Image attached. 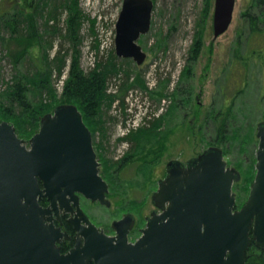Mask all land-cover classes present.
<instances>
[{
	"label": "water",
	"instance_id": "obj_1",
	"mask_svg": "<svg viewBox=\"0 0 264 264\" xmlns=\"http://www.w3.org/2000/svg\"><path fill=\"white\" fill-rule=\"evenodd\" d=\"M235 3L214 0V39L229 28ZM153 6L152 0H122L115 24L118 58L144 62L137 41L150 30ZM256 137L255 176L239 210L232 185L241 175L227 167L220 148L209 147L186 167L177 160L167 164V176L151 196L163 212H152L141 236L129 243L131 214L114 222L116 236L108 237L79 206V195L105 207L110 202L91 132L75 105H58L42 116L27 144L12 123L0 121V264H249L250 234L264 250V122ZM60 210L75 213V245L66 254L56 243L69 237L48 223Z\"/></svg>",
	"mask_w": 264,
	"mask_h": 264
},
{
	"label": "rangeland",
	"instance_id": "obj_2",
	"mask_svg": "<svg viewBox=\"0 0 264 264\" xmlns=\"http://www.w3.org/2000/svg\"><path fill=\"white\" fill-rule=\"evenodd\" d=\"M28 1H31L33 7L38 0ZM119 1L73 0L80 10L81 22L90 25L86 29L89 36H95L92 34L91 13L96 9L101 14L108 13L102 10V7L108 5L110 7L112 2L111 8H113L119 5ZM152 1L154 6L150 30L137 41L146 53V58L140 66L131 59L118 58L123 64L128 61L122 66L125 69L130 68L129 73L125 76L123 70L122 74L112 77L107 92L115 96L118 94L115 110L122 116L127 114L130 101H138L148 110L151 117H154L152 114L158 110L162 101H165L164 111L158 113V118H154L149 125L136 127L135 130L132 129L134 131L130 130L129 133L135 135L133 138L135 142H140L141 137L135 132L139 129L150 130L160 119V126L155 131L158 135L147 134L138 155L129 162L132 165H126V169L120 172L123 174L117 173L116 178H108V175L112 176L113 170L116 169V165L110 164L118 163L126 155L132 154L129 150L131 148L129 141H125L127 137H121L117 133L118 123L112 124L107 133L105 154L100 153L98 162L100 168L104 170L105 161H108L112 169L110 168L108 173H103V176L110 182L114 191L123 194L108 198L109 207L81 199V206L91 222L105 229L124 213H133L137 221L136 236L139 235L138 230L145 226V217L154 209L151 195L157 189V181L162 177L165 164L174 159L185 162L196 157L209 146L220 147L227 164L241 172L242 178L234 187L237 193V205L240 207L247 199L255 175L258 144L256 126L264 122V60L262 63L257 60L251 61L248 67L244 68L242 65L233 66L232 59L234 50L238 49L244 55L246 52L248 31L243 15L250 5V0H236L232 22L227 31L217 39L213 38L214 0H211L208 14H204L205 0ZM21 2L22 0L19 3ZM66 2L60 0L52 4L49 1L42 17L37 18L39 34L37 45L30 47L24 62L17 66L19 71L25 73L31 65L37 69L44 60V54L53 60L61 47L62 50L68 49V45L61 37L64 33L63 21L65 24L67 22V12L63 9ZM11 4L10 0H0V37L4 40H8L11 36L2 25V22L13 14ZM20 7L26 13L32 11V7L24 6L25 9L23 6ZM57 28L60 29L59 33L54 31ZM80 35L85 37L83 30L79 31ZM196 41H200V47L198 54L192 59L189 50ZM112 52L114 50L106 56ZM6 55L8 56L7 52L0 44V93L9 82L10 74L11 77L14 75L13 66ZM66 66L67 62L64 68L67 74L62 90L57 89L55 79L51 81L57 99H61L68 78L69 68L66 69ZM82 71L85 72L84 68ZM187 71L189 73L185 75ZM147 76L151 83L154 82L153 77H155V86L152 89L146 86ZM185 95L188 100H185ZM220 111L227 113L228 116L224 140L216 134L213 120ZM110 114L113 116L112 112ZM31 137L23 139L26 144ZM98 140L95 139L96 142ZM139 157H145L147 163L139 162ZM132 238L134 239L135 236Z\"/></svg>",
	"mask_w": 264,
	"mask_h": 264
},
{
	"label": "trees",
	"instance_id": "obj_3",
	"mask_svg": "<svg viewBox=\"0 0 264 264\" xmlns=\"http://www.w3.org/2000/svg\"><path fill=\"white\" fill-rule=\"evenodd\" d=\"M20 1L10 0L13 14L2 22L4 29L8 30L11 36L8 40L0 37V44L8 54L5 57L11 61L14 75L11 77L10 74L9 82L6 83V87L0 93V121L12 123L17 136L20 139H25V137H31L38 131L41 117L51 113L56 106L62 104L75 105L82 115L84 124L92 134L93 146L96 156L99 158L100 153L105 154L109 128L115 122L116 124L119 123L122 118V114L117 111L118 115L112 114L113 116H111L110 114L114 110L113 104L117 100L118 94L115 96L107 92L108 83L112 77L115 78L116 74H122L123 70L125 71L124 75L127 76L130 68L125 69L122 65H125L128 61L126 60L125 64L121 63L115 53L112 52L109 56L100 57L93 70L87 73L83 72L80 67L81 53L79 46H81L82 40L84 42L87 33L83 29L82 17L76 3L73 0H66L63 9L67 12V22L65 24V21H63L64 33L60 35L68 45V49L62 50L61 47L53 60H50L48 55L44 54V60L38 65L37 69L31 65L29 69L25 70L27 72L19 71L17 66L24 62L30 47L37 45L39 38L37 18L42 17V13L48 8L49 1L56 4L60 0H38L33 7L31 1L22 0L21 4L24 3L23 5L19 3ZM211 2V0H205L204 14H208ZM20 6H23L24 9L25 7H32V11L26 13V11H22ZM243 17L248 31L246 52L244 55L236 49L233 51L232 59L233 66L242 65L247 68L251 61L257 60L262 63L264 60V0H250V5L247 6ZM59 30L57 28L54 31L59 33ZM82 30L85 37L79 36V31ZM199 47L200 41H196L190 48L189 52L192 59L198 54ZM67 61H70L68 78L61 99H57L51 81L55 79V75L64 72ZM32 64H34L33 61ZM10 69L12 68L10 67ZM188 73L189 71L184 74ZM185 100H188L187 96ZM227 117V113L222 111L213 117L216 134L223 140L226 138ZM156 123L152 125L150 130L149 128L139 129L135 132L137 136L141 137L140 142L134 141V134L126 136L125 141H129L131 147L129 150L132 154L126 155L118 163H111V166L116 165V169L113 170L112 176L108 175V178H116L117 173L126 169V165H132L129 162L134 159L135 155H138L146 135H158L155 131L160 126V119ZM95 139H99L98 142ZM97 151L100 152L97 153ZM138 160L142 164L147 163L145 157H139ZM105 164L103 173H108L107 171L110 170L111 166L108 165V161H105ZM107 184L110 189L107 198L123 194V192L114 191L109 181H107ZM129 202L131 201L129 200ZM259 260H261L260 263L264 264L263 257L259 256L257 261Z\"/></svg>",
	"mask_w": 264,
	"mask_h": 264
},
{
	"label": "built area",
	"instance_id": "obj_4",
	"mask_svg": "<svg viewBox=\"0 0 264 264\" xmlns=\"http://www.w3.org/2000/svg\"><path fill=\"white\" fill-rule=\"evenodd\" d=\"M111 6L112 2L110 3V7L109 5L107 7H102V10L108 12L104 16L97 9L92 13V17L96 19L95 24L97 26L98 34L92 37L87 33V36L81 46L82 66L86 70L94 68L100 57L107 55L110 51L113 50L115 38V22L119 14L121 0L119 1L118 6L116 5L113 8H111ZM96 45H98L97 48H95ZM148 76L146 86H150L149 88L152 89L155 86V77L152 76L154 82L151 83ZM65 78L66 74L64 72H62L60 75H55L57 89L63 88ZM162 102L163 103L160 105L158 110L152 114V116L154 117H151V115H149L148 113V110L138 101H130L128 103L127 114L122 116L121 120L118 123L117 133H119L121 137H126L127 135H130V130L134 131L136 127L149 125L154 120V118L159 117V112L164 111L163 106L165 104V101ZM117 104L118 101H115L113 104V115L118 114L115 110Z\"/></svg>",
	"mask_w": 264,
	"mask_h": 264
},
{
	"label": "flooded vegetation",
	"instance_id": "obj_5",
	"mask_svg": "<svg viewBox=\"0 0 264 264\" xmlns=\"http://www.w3.org/2000/svg\"><path fill=\"white\" fill-rule=\"evenodd\" d=\"M163 114V113H162ZM209 147H218V146H216V145H214V146H209ZM209 147H207V148H209ZM206 148V149H207ZM220 148V147H219ZM204 151V150H203ZM202 151V152H203ZM201 154V153H200ZM200 154H198L197 156H199ZM196 156V157H197ZM193 158H195V157H193ZM190 159H192V158H190ZM189 159V160H190ZM97 161H98V158H97ZM171 161H176V159H174V160H170V161H168L166 164H165V166L163 167V171H162V177L161 178H159L158 179V181H157V188H158V183H159V181H163L165 178H166V176H167V164L169 163V162H171ZM177 161H179V160H177ZM188 161V160H187ZM187 161H185V162H181V161H179V162H181L185 167H186V163H187ZM227 167H230V168H234V167H231V166H229L228 164H227ZM236 169V168H235ZM102 170V172H101V176H102V178L106 181V183H107V179H105L104 177H103V169L102 168H100V163H99V172ZM239 173H240V175H241V172L238 170V169H236ZM242 178V177H241ZM241 178H240V180H241ZM240 180H239V182H240ZM237 183H234L233 185H232V192L235 194V197H236V200H237V193H236V191H234V187H235V185H236ZM108 185V184H107ZM157 190V189H156ZM154 193V192H153ZM152 193V194H153ZM248 194H249V192H248ZM152 196V195H151ZM248 197V196H247ZM82 198H84V197H82V196H80L79 195V206H80V208L82 209V211L84 212V214L88 217V219H89V221L91 222V220H90V218H89V216L86 214V212L84 211V209L82 208V206H81V199ZM85 199V198H84ZM247 200V199H246ZM246 200L244 201V203L246 202ZM89 201V200H88ZM40 205L42 206V207H47L48 205H49V203H48V201L45 199V198H43L41 201H40ZM94 203H97V202H94ZM151 203H152V201H151ZM244 203H242V205L244 204ZM152 205H153V203H152ZM241 205V206H242ZM168 206V202H166L165 204H164V207L166 208ZM241 206L240 207H237V208H235V209H237V210H239L240 208H241ZM153 207H154V205H153ZM72 208H73V210L75 209L73 206H72ZM152 212H156L157 214H161L162 212H163V209H157V208H155L154 207V209H152L151 210V212H150V215L149 216H146L145 217V226L142 228V229H139L138 231H139V235H137L136 236V234H137V229H136V223H137V221H136V217H135V215L133 214V213H131V212H126V213H124L120 218H118V219H116V220H114V221H112L111 222V224H110V227H108V229H105V228H103V227H99V226H96L95 224H93L92 222V224L93 225H95L98 229H99V231H102L103 232V234H105V235H107L108 237H115L116 236V231H115V229L114 228H112V224L114 223V222H116V221H119L120 219H122L123 218V216L124 215H126V214H131L132 216H133V220H134V222H133V226H132V228L129 230V232H128V234H127V240H128V242L129 243H134L140 236H141V234H142V230L143 229H145V227H146V223H147V219L151 216V213ZM75 219V213H71V212H63V210H60L59 211V213L56 215L54 212L51 214V217H50V221L48 222V223H51L55 228H58L59 230H60V232L62 233V234H66L67 235V237H69V238H66L64 235L60 238V240H59V242H57L56 243V246L59 248V252L61 253V254H66V253H68L69 251H70V249H72L73 247H74V245H75V238H76V232H75V230H74V227H73V225H72V223L70 222V221H72V220H74ZM81 224H83V223H81ZM133 236H135V238L133 239L132 237ZM250 237H251V242H250V244H249V246H248V248H247V250H246V253H245V262L246 263H249V264H262V263H260L261 262V260H259V261H257L258 260V258H259V256H261V257H263L264 258V250H261V249H259V248H257L256 246H255V244H254V241H253V238H252V236H251V234H250ZM92 264V263H91Z\"/></svg>",
	"mask_w": 264,
	"mask_h": 264
},
{
	"label": "bare ground",
	"instance_id": "obj_6",
	"mask_svg": "<svg viewBox=\"0 0 264 264\" xmlns=\"http://www.w3.org/2000/svg\"><path fill=\"white\" fill-rule=\"evenodd\" d=\"M93 13V12H92ZM92 13H91V17H92ZM101 13V12H100ZM107 13H104V14H102L103 16L104 15H106ZM119 16V15H118ZM92 19H93V24H92V31H93V35H96V34H98V30H97V26H96V24H95V22H96V19L95 18H93L92 17ZM90 25L88 24V23H83V28H84V31H85V33H86V29L89 27ZM80 53H81V47H80ZM82 56V55H81ZM109 56V55H108ZM80 59H81V57H80ZM69 64H70V61H67V66H66V69H68L69 68ZM80 67H81V69L83 70V68H82V63L80 64ZM95 68V67H94ZM93 69V68H92ZM92 69H84V71L85 72H88V71H90V70H92ZM65 74H67V70L64 72ZM133 134V133H132ZM130 136V135H129ZM95 151V150H94Z\"/></svg>",
	"mask_w": 264,
	"mask_h": 264
}]
</instances>
